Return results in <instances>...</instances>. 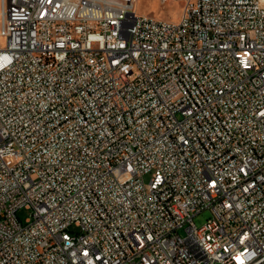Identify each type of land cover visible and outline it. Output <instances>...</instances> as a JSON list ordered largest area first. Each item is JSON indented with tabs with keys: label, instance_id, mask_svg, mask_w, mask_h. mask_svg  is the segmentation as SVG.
Masks as SVG:
<instances>
[{
	"label": "built area",
	"instance_id": "obj_1",
	"mask_svg": "<svg viewBox=\"0 0 264 264\" xmlns=\"http://www.w3.org/2000/svg\"><path fill=\"white\" fill-rule=\"evenodd\" d=\"M181 1L0 0V264H264V0Z\"/></svg>",
	"mask_w": 264,
	"mask_h": 264
},
{
	"label": "rangeland",
	"instance_id": "obj_2",
	"mask_svg": "<svg viewBox=\"0 0 264 264\" xmlns=\"http://www.w3.org/2000/svg\"><path fill=\"white\" fill-rule=\"evenodd\" d=\"M134 6L139 13L158 16L169 21H177L182 13L181 0H135ZM150 177L151 174H146L144 176L145 181L149 182ZM17 214L19 219L24 222L31 216V210L22 207ZM211 215L210 210H204L194 217V222L198 227H201ZM186 227L179 229V233L183 236L187 235Z\"/></svg>",
	"mask_w": 264,
	"mask_h": 264
},
{
	"label": "bare ground",
	"instance_id": "obj_3",
	"mask_svg": "<svg viewBox=\"0 0 264 264\" xmlns=\"http://www.w3.org/2000/svg\"><path fill=\"white\" fill-rule=\"evenodd\" d=\"M116 1H127V0H116ZM198 251H208V244H198Z\"/></svg>",
	"mask_w": 264,
	"mask_h": 264
}]
</instances>
